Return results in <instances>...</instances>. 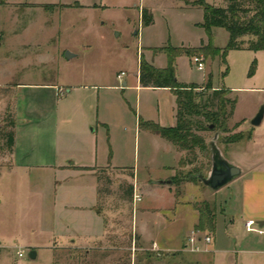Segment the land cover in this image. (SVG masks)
I'll return each mask as SVG.
<instances>
[{"label":"rangeland","instance_id":"374dc122","mask_svg":"<svg viewBox=\"0 0 264 264\" xmlns=\"http://www.w3.org/2000/svg\"><path fill=\"white\" fill-rule=\"evenodd\" d=\"M80 1L82 5H77L78 0L36 1L47 4L48 9L0 6V83L12 77L14 82L20 81L28 71V81L66 84L62 87L61 94L64 95L83 74L93 77L124 70L134 75L141 57L154 66L165 67L167 54L160 55L165 52L154 48L158 54L154 56L149 47L170 44L181 51L175 59L180 83L203 87L205 93H211L212 90L205 88L210 78L212 85L218 88H232L234 91L230 96L238 98L235 115L228 122L230 131H219V145L225 136L234 134V126L239 125L235 121L246 116L264 97V50L233 49L228 51L224 60L221 52L215 51V47L224 49L229 41V32L223 27L212 29V44L207 40L198 47H187L196 46L202 42L201 39L207 38L205 29L198 25L203 21L204 14L203 7L197 3L199 0ZM205 1L215 6L227 5V0ZM63 4L74 6L69 8ZM144 8L152 14L151 24L143 23ZM139 29L140 33L135 34ZM249 38L245 36L243 39L248 41ZM187 48L191 49L190 54L185 52ZM68 51L73 54L70 58L67 57ZM195 55L203 56L204 70H199L194 64ZM2 59L7 60L6 63ZM254 61L256 72L249 76ZM4 73L14 76H4ZM9 88L3 89L8 91ZM61 106L62 102L59 110ZM262 107L264 101L257 113ZM10 114L8 110L3 117L0 116V264H205L199 260L195 262L202 253L184 250L196 218L193 212L162 231L164 243L159 249L152 247L151 241H148L149 248L142 244L131 227L134 216L136 220L137 206L141 203L135 206L131 202L135 178L129 175V171L112 168H101L97 172L100 193L97 210L100 215H92V236L85 234L80 239L90 244L84 247L74 245L72 234L78 232L79 224L74 214L73 181H65L66 176L52 168L30 173L13 168L11 153L3 137L4 131L9 130L6 118ZM248 125H251L250 120L243 123V128ZM216 132L207 130L198 133L208 146ZM144 153L141 149L138 154L135 148L134 155L132 149L131 158L137 164ZM211 165L210 149L197 146L186 152L184 168H179L174 178L176 192L181 193L184 200L182 206L187 207L189 201L195 207L203 208L208 202L212 209L216 203L213 195L219 192L223 204H218L217 235L230 234L235 227L246 235L255 234L247 232L235 214L240 204L237 194H234L231 204L234 180L218 190L196 180L201 189L212 195L209 201L204 199L198 188L183 191L184 182L191 181L189 177L196 176L198 172L207 176ZM191 171L192 176L189 175ZM160 173L156 169L153 175ZM67 191L70 192L65 193ZM66 200L67 203H64ZM146 201L152 205L160 202L154 195L145 197ZM80 217L83 219V216ZM103 217L108 230L104 238L97 237L103 228ZM152 219L149 222L154 223ZM151 232L154 233L150 230L149 234ZM146 239L149 240L148 237ZM231 246L232 250L239 249L238 244ZM20 249L24 251L23 256L18 255ZM32 250L37 253L35 258L30 256ZM230 255L235 262L236 253Z\"/></svg>","mask_w":264,"mask_h":264},{"label":"crops","instance_id":"0c3cea01","mask_svg":"<svg viewBox=\"0 0 264 264\" xmlns=\"http://www.w3.org/2000/svg\"><path fill=\"white\" fill-rule=\"evenodd\" d=\"M36 1L39 0H0V6L12 5L27 10L31 6L48 9V6H45L47 4ZM63 5L69 8L74 6ZM77 5H82V2L78 0ZM139 33L140 29L135 31V34ZM207 40L208 36L201 39L200 44L187 47H198ZM149 48L154 56L158 55L154 52L156 47ZM3 61L6 63L7 60L2 59ZM158 68L164 66L160 65ZM121 72L124 70L93 77L91 74H83L78 82L69 86L68 93L64 95L61 94L62 87L67 85L59 81H28L27 71L22 80L14 82L12 77L14 74L4 73V76L12 78L0 83V90L3 93L0 92V116L3 117L9 110L15 122L13 128L15 144L11 153L13 168L24 169L29 173L52 168L63 173L66 176L65 181H73L74 214L79 224L78 232L72 234L74 245L84 247L90 244L81 242L80 239L84 238L85 234L92 236L91 231L94 228L91 222L92 215H100L97 210L100 199L97 172L101 168H112L129 171V175L135 178L133 191L142 198L134 202L133 193L131 202H134L135 206L141 203L137 206L136 220L134 216L131 227L147 248L148 241H151L154 248L162 247L164 243L162 231L193 212L196 218L189 236L195 232L201 237L205 235L212 237L211 242L200 243L199 251H192L188 247L184 249L202 253L195 262L199 260L205 264H264V232L246 235L237 231L238 227H235L230 234L217 235L220 212L218 204H223V197L219 192L213 195L216 202L212 205L214 230L206 232L197 229L200 210L189 201L187 207L182 206L184 200L181 199V193L177 194L174 182L179 168H184L182 166L185 165L188 151L140 125V121L143 120L163 127L175 126L176 95L168 87L143 86L139 77V65L134 75L125 73L123 78H119ZM213 86V89H218L217 86ZM4 87L10 88L6 91ZM229 89L233 94L234 90ZM262 89L264 91V88ZM260 101L246 116L235 121V124L239 125L234 127V133L244 132L251 136L236 142L224 140L219 145L224 156L242 169V174L234 179L231 186L230 200L232 204L234 194L239 197L240 204L235 214L243 222L246 231V221L250 219H254L258 227L264 231V117L260 125L254 126L250 122L251 125L243 128V123L251 121L257 115L264 97ZM60 102L62 106L59 110ZM135 148L138 149V154L141 149L145 152L143 159H138L137 164L131 158L132 149L135 155ZM156 169L164 174L154 176L153 172ZM183 186L185 192L195 187L207 201L212 198V195L209 196L193 181L187 180ZM68 192L70 191L65 193ZM151 195L159 198L161 204L159 202L152 205L147 203L148 200L144 202L145 197ZM64 203H67V200ZM151 218L154 223L149 222ZM150 226L153 229H150ZM150 230L154 233L149 234ZM107 232L103 217V228L97 237L104 238ZM237 244L239 249L232 250L231 245ZM234 252L235 262L230 255Z\"/></svg>","mask_w":264,"mask_h":264},{"label":"trees","instance_id":"16d2710c","mask_svg":"<svg viewBox=\"0 0 264 264\" xmlns=\"http://www.w3.org/2000/svg\"><path fill=\"white\" fill-rule=\"evenodd\" d=\"M197 3L204 9L203 21L198 25L205 29L210 44L214 42L212 34L214 27H223L229 32V41L226 47L224 49L215 47V51L221 52L224 60H226L229 50H264V0H227L226 6H215L205 0H199ZM142 19L146 25L153 22L152 14L146 8L142 10ZM245 36H250L248 41L243 39ZM156 50L167 53V66L158 68L141 57L139 61L140 82L143 86L168 87L174 91L177 103V122L175 126L163 127L154 122L141 120L140 125L172 141L181 149L192 151L197 146L209 149V144L207 146L205 139L198 132L213 130L228 133L230 131L228 122L234 114L237 98L230 96L232 90L229 88L213 89L214 86L210 78L205 88L212 90L211 93H205L201 87L196 85L180 83L175 67V59L181 54L179 48L169 44L156 47ZM185 52L190 54L191 49L187 48ZM227 72L228 68L225 73ZM255 72L256 61L252 63L249 76H253ZM6 121L8 122L6 127L9 130L4 131L3 137L6 138V145L9 152L12 153L15 144L13 130L15 122L11 114L6 118ZM237 126L238 124L234 127ZM250 136L249 133L236 132L233 135L225 136L224 140L236 142ZM192 172H189L190 176H192ZM197 174V177H189V180L193 182L199 180ZM131 193L133 194V187ZM209 205L208 202H205L203 208H198L201 215L197 229L214 230L215 219Z\"/></svg>","mask_w":264,"mask_h":264},{"label":"water","instance_id":"95a60500","mask_svg":"<svg viewBox=\"0 0 264 264\" xmlns=\"http://www.w3.org/2000/svg\"><path fill=\"white\" fill-rule=\"evenodd\" d=\"M73 54L68 51L67 57H72ZM264 117V107L257 113V115L251 119V123L254 126L260 125ZM213 127V125H211ZM220 132L217 131L213 139L209 142L212 165L211 169L208 172V175L205 176L203 173L198 174V179L203 185L213 189L218 190L242 174V169L230 162L223 154L219 144L218 138ZM171 182V181H169ZM37 255L35 250H32L30 256L35 258Z\"/></svg>","mask_w":264,"mask_h":264},{"label":"built area","instance_id":"2783aa9c","mask_svg":"<svg viewBox=\"0 0 264 264\" xmlns=\"http://www.w3.org/2000/svg\"><path fill=\"white\" fill-rule=\"evenodd\" d=\"M193 62L196 65V67L199 70H204L205 69V62L204 58L201 55H195L193 57ZM125 75V72H121L118 77L123 78ZM142 196L138 194L137 192H134V202L140 201ZM246 229L249 232H258V233H263L264 231L258 227L257 222L254 219H250L246 221ZM212 237L210 235H205L204 237H201L200 235H197V233L193 232L191 236H189L188 241H187V247L190 248L192 251H199L200 250V243L205 242L209 243L211 242ZM24 251L23 250H18V255L23 256Z\"/></svg>","mask_w":264,"mask_h":264}]
</instances>
